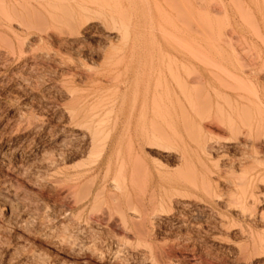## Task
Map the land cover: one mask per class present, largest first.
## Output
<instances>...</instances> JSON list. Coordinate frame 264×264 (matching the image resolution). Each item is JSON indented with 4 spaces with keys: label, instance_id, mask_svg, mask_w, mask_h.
Instances as JSON below:
<instances>
[{
    "label": "rangeland",
    "instance_id": "obj_1",
    "mask_svg": "<svg viewBox=\"0 0 264 264\" xmlns=\"http://www.w3.org/2000/svg\"><path fill=\"white\" fill-rule=\"evenodd\" d=\"M62 2L16 17L0 9V264H264L263 251L238 250L247 223L225 203L241 175L230 163L245 157L236 132L184 128L182 117L264 106V0ZM89 109L103 120L96 143L77 124ZM202 135L220 147L206 161L215 190L183 199L179 151Z\"/></svg>",
    "mask_w": 264,
    "mask_h": 264
},
{
    "label": "bare ground",
    "instance_id": "obj_2",
    "mask_svg": "<svg viewBox=\"0 0 264 264\" xmlns=\"http://www.w3.org/2000/svg\"><path fill=\"white\" fill-rule=\"evenodd\" d=\"M40 0H0V9L1 8H5L6 10L7 9H10L12 11H10L11 13L14 11L16 14L17 12H25V13H31L33 12L36 7H38V3ZM63 0H43V3L45 4L44 6L45 9L46 8H59V9H65L67 6L62 2ZM71 1V0H70ZM114 1V0H113ZM182 1H186V0H182ZM82 2V0H81ZM63 3V4H62ZM75 3V2H74ZM73 3V4H74ZM40 5L42 4L41 2L39 3ZM71 4V3H70ZM77 4V2H76ZM79 4V2H78ZM103 5V3H102ZM105 5V4H104ZM2 6V7H1ZM82 6V5H81ZM109 6V5H108ZM111 6V5H110ZM185 7V4L182 5ZM188 6V5H186ZM70 7V5H69ZM80 7V5L78 6ZM113 7V5H112ZM111 7V8H112ZM68 8V7H67ZM66 8V9H67ZM187 8V7H185ZM190 9V7H188ZM5 9H3L5 11ZM42 10V7L40 8ZM44 9V7H43ZM44 9V11H45ZM81 8H79L80 10ZM87 9V8H86ZM2 10V9H1ZM83 10V9H82ZM81 10V11H82ZM188 10V9H187ZM37 11V10H35ZM40 11V10H39ZM8 12V10L6 11ZM5 12V14H6ZM12 13L14 14L13 17H16L17 15L15 13ZM46 12V11H45ZM83 12V11H82ZM115 12V11H114ZM184 12V11H183ZM186 12V11H185ZM48 13V12H47ZM112 13V11H111ZM9 14V13H8ZM56 14V13H54ZM54 14H48L50 20H53L55 19V15ZM80 14V13H79ZM184 14V13H183ZM187 14H190L187 13ZM10 15V14H9ZM38 15V14H37ZM110 15V14H109ZM112 15V14H111ZM114 15V14H113ZM41 16V15H40ZM185 16V15H183ZM8 18V20H6V27H8L7 29H12L13 26L12 24L10 23L9 19H10V16L8 17V15L6 14V16ZM20 17V16H19ZM12 18V17H11ZM46 18V17H45ZM44 18V19H45ZM115 18V17H114ZM185 18V17H184ZM19 19V18H18ZM10 20H13L10 19ZM14 20L16 21V19L14 18ZM73 20V19H72ZM111 20V18H110ZM188 20V19H187ZM186 21V19H185ZM18 24L19 23H22L21 20L20 22H17ZM186 23H189L188 21ZM35 24V23H34ZM20 25V24H19ZM73 25V24H72ZM190 25V24H189ZM192 25V23H191ZM24 26V24H23ZM22 26V27H23ZM5 27V26H4ZM191 27V26H190ZM200 53V52H199ZM202 54V53H200ZM205 54V53H204ZM203 55V54H202ZM205 56V55H204ZM98 81V80H97ZM102 81V80H101ZM100 81V82H101ZM236 98V97H235ZM238 99V98H237ZM259 99V100H258ZM234 100V98H233ZM239 100V99H238ZM238 100H234L235 102H237ZM242 101V100H241ZM251 104H253L251 107H245L243 109H240V110H237V111H231V112H227L225 114H223L222 116H219L218 118H216L217 120L214 121V118L212 116H209V115H199V114H195V113H189V112H184L183 113V119L184 121L188 124L186 126H183L184 128L185 127H189L191 129L192 125L194 124L195 126L198 127V129H208L210 131V128L206 127V124L209 126L210 124H213L217 127H224L228 132H236V137L238 139V141L236 142V146L238 148L241 149V151H243L242 153H244L245 157L244 158H240L238 161L237 160H234V162H231L230 163V166L231 168H233V170L235 171H239L238 175H240L237 179L233 180H229L227 181L226 185H227V188H228V192H227V198L226 199V205L228 206V209L230 208L232 211H234L236 213L237 216H239L243 222H241L239 220V222H241V224L244 222L247 223V232H244L243 228L241 230V227L240 229H238V232L241 231L242 235H243V242L242 243H239L241 244L238 248L239 251L241 252H244V253H252L254 255H256V253L258 254H261V252L263 251L264 252V211H263V207L264 206V106L262 105V99H260L259 97L256 98L255 101L253 100H250ZM95 103V101H94ZM98 104V103H97ZM85 105V104H84ZM95 105V104H94ZM99 105V104H98ZM91 106V104H90ZM103 106V105H102ZM101 106V107H102ZM100 107V106H98ZM95 110H98L97 109V106L94 107ZM81 110V109H80ZM92 110V109H91ZM85 111V110H84ZM94 111V109L92 110ZM90 109L89 111H86V113L84 114H88L87 116L89 117L90 114H89ZM99 113V111H97ZM78 113V112H77ZM83 114V113H82ZM94 113L91 112V116L93 115ZM79 115V114H78ZM95 116L96 113L94 114ZM86 116V117H87ZM81 117V116H80ZM83 117V116H82ZM93 117V116H92ZM100 118V117H98ZM97 118V119H98ZM79 119V118H77ZM97 119L96 121L94 122V120L89 117L88 119H79L77 121V124L78 125V128L82 126V128H80L79 130H84L86 131L87 129V133H88V141L89 142H93L94 139H95V142H97V140L99 138H95V136L97 137L98 134H97ZM101 119V118H100ZM198 119V120H197ZM102 120V119H101ZM74 121V120H73ZM103 121V120H102ZM100 121V122H102ZM99 123V122H98ZM74 124V123H72ZM76 124V123H75ZM81 125V126H80ZM101 125V124H100ZM193 125V126H194ZM75 126V125H74ZM77 126V125H76ZM75 126V127H76ZM191 126V127H190ZM86 129H85V128ZM99 127V125H98ZM197 127L195 129H197ZM193 128V127H192ZM194 129V131H195ZM100 131H98V133L100 134ZM202 131V130H201ZM199 132V131H198ZM197 132V133H198ZM85 133V132H84ZM200 133V132H199ZM178 134V133H177ZM203 134H205V132H203ZM86 135V134H85ZM84 136V135H83ZM239 136L241 137H244V140H239ZM99 137V136H98ZM151 141L149 140L148 141V147H151V148H156L155 150L157 149H160L161 147V144L156 140V139H161V135L159 136L158 134L157 135H151ZM202 140L201 142H197V140L199 139V134L196 138L194 139L195 142L194 143V146L193 147H190L188 149L186 148H183L181 151H179V159H178V163L176 166H183L185 165V169L186 171L183 173V176L181 177V179L179 180V182L177 183L176 185V193L174 194H177L178 196H180L181 198H185V196H189L190 193H195V191H199L200 193H203L201 195H204L203 198H207L208 196L212 195V193H214V188H213V185L214 183L212 184V180H211V169L209 168L210 166L209 163L207 165V159H208V156H210L209 154L211 153V151H217L218 148L220 149V147H216L215 145H211L209 144V142L207 141H204L206 138H205V135L203 136L202 135ZM146 138H149V136H146ZM97 139V140H96ZM210 139V138H208ZM207 139V140H208ZM64 140V139H62ZM197 142V143H196ZM63 143V142H61ZM60 143V144H61ZM111 143V142H110ZM215 143V142H214ZM89 144V143H88ZM87 144V145H88ZM107 144V143H106ZM105 144V145H106ZM94 144H91L90 146H92ZM109 145V144H108ZM112 145V144H110ZM93 147V146H92ZM108 147V146H106ZM105 147V148H106ZM110 147V146H109ZM166 148V147H165ZM169 148V147H168ZM104 149V147H103ZM109 149V148H108ZM107 149V150H108ZM107 150H105L107 152ZM112 150V149H110ZM105 154L107 155L108 153ZM218 152V151H217ZM111 152L109 151V154ZM103 154V153H102ZM106 156V157H103V158H100L101 160L99 161V164H103V166L105 167L104 171L108 170L109 168V165H110V162H111V155L109 156ZM217 154V153H216ZM243 155V154H242ZM104 156V154H103ZM212 160V159H211ZM210 160V162H211ZM209 161V160H208ZM213 161V160H212ZM236 161V162H235ZM229 164V163H228ZM119 166V167H118ZM118 166L117 168L120 170L122 168V164L120 162H118ZM216 166V165H215ZM229 166V165H228ZM216 167H219V166H216ZM225 167V166H224ZM229 168V169H231ZM63 169V168H62ZM74 169V167H73ZM184 169V168H183ZM59 170V169H58ZM66 170V169H65ZM218 171L220 169H215V171ZM60 171V170H59ZM216 171V172H217ZM221 171V170H220ZM234 171V172H235ZM84 169L82 170H79V171H76V172H73L71 174H68L67 178L70 180L69 181V184H65L67 185V187L70 189H73L74 187H76L77 184H75L83 175H84ZM88 172V170H87ZM85 172V173H87ZM219 172V171H218ZM106 174L108 173L107 171L105 172ZM215 173V172H214ZM236 173V172H235ZM106 174H105V177H106ZM133 173H131V175L128 177V181L130 183H133V182H136V178L134 175H132ZM10 175V174H9ZM14 175H17V174H14ZM23 175V174H22ZM116 175V174H115ZM220 175V174H218ZM102 176V175H101ZM117 176L119 175H116L115 179L113 181H118L119 178H121V175L119 178H117ZM237 175H235L236 177ZM10 177V176H9ZM19 177V176H18ZM21 177V175H20ZM104 177V178H105ZM112 177V176H111ZM218 177V176H216ZM16 178V177H14ZM23 178V177H22ZM95 178V177H94ZM103 178V177H102ZM103 178V179H104ZM114 178V177H112ZM125 178V175L123 177V179ZM24 179V178H23ZM65 179V178H64ZM101 179V180H103ZM122 179V178H121ZM120 179V180H121ZM143 179V178H142ZM214 179V177H213ZM217 179V178H216ZM215 179V180H216ZM220 179V178H219ZM85 180L87 179H84L82 180L83 182H85ZM93 180V179H92ZM125 180V179H124ZM228 180V179H226ZM111 183L112 180H110ZM144 181V180H143ZM83 182H80V185L83 183ZM127 182V181H125ZM224 182H225V179H224ZM110 183V182H109ZM115 183V182H114ZM174 183V182H173ZM75 184V186L73 187V185ZM91 184V183H90ZM101 184V183H100ZM100 184H97L96 185V189L94 190V192H98L100 191V194H101V190H98L97 188H104V186L102 187V185ZM117 185L119 183H116ZM115 184V187L119 188L118 186H116ZM61 186L62 188L65 186ZM79 185V186H80ZM110 185V184H109ZM130 185V184H129ZM216 185V184H215ZM214 185V186H215ZM224 185V184H223ZM71 186L73 188H71ZM82 186V185H81ZM112 186V185H110ZM173 186V185H172ZM60 187V188H61ZM174 187V186H173ZM65 188V187H64ZM78 188V187H77ZM113 188V187H112ZM226 188V186H225ZM67 189V188H66ZM85 189H86V186H85ZM98 190V191H97ZM170 190V191H172ZM65 191V190H64ZM88 191V190H87ZM103 191V190H102ZM226 191V190H224ZM67 192V193H66ZM66 195L70 194L68 192V189L66 190ZM73 192V190L71 191ZM86 192V191H85ZM151 192V190H150ZM149 192V193H150ZM216 192V191H215ZM63 193V192H62ZM152 193V192H151ZM165 193V191L163 192ZM169 193V191L167 192ZM225 193V192H224ZM95 196L93 197H96L97 194L94 193ZM92 193V195H94ZM127 194H129L127 192ZM196 194V193H195ZM198 194V193H197ZM196 194V195H197ZM172 195H173V192H172ZM194 195V196H196ZM200 195V194H199ZM199 195H197V197H199ZM200 195V196H201ZM214 195V194H213ZM218 195V194H217ZM225 195V194H224ZM152 196V194L150 195ZM170 196V195H169ZM175 196V195H174ZM193 196V195H191ZM207 196V197H205ZM166 197V196H165ZM190 197V196H189ZM202 197V196H201ZM217 197V196H216ZM224 198V196H222ZM172 198V197H171ZM174 198V197H173ZM176 198V197H175ZM180 198V199H181ZM183 198V199H184ZM188 198V197H187ZM213 198V197H212ZM96 199V198H95ZM168 199V198H167ZM193 199V198H192ZM211 199V198H210ZM150 200V199H149ZM152 200V199H151ZM178 200H179V197H178ZM182 200V199H181ZM189 200V198L187 199ZM204 202H205V199H203ZM223 200V199H222ZM92 201V200H91ZM177 201V200H176ZM193 201V200H192ZM208 201V200H207ZM224 201V200H223ZM149 202V201H148ZM187 202V201H186ZM210 202V201H209ZM188 203V202H187ZM186 203V204H187ZM191 203V202H190ZM203 203V202H202ZM224 203V202H223ZM186 204H184L186 207H188ZM183 205V204H182ZM189 205V204H188ZM199 205V204H198ZM224 206V204H223ZM184 207V206H183ZM191 208V207H190ZM226 208V206H225ZM81 209H83L81 207ZM184 209V208H182ZM187 209V208H186ZM229 209V210H230ZM227 210V209H226ZM225 212V211H224ZM223 212V213H224ZM222 213V214H223ZM228 215V211L226 212ZM220 214V213H219ZM221 214V215H222ZM233 214V212H232ZM231 214V215H232ZM230 215V214H229ZM223 216V215H222ZM98 217V216H97ZM224 217V216H223ZM223 217L220 218V221H218L219 223V227L224 229V227H226V221L225 219H223ZM226 217V216H225ZM219 218V216L217 217ZM228 218V217H227ZM230 218V217H229ZM233 218V217H232ZM95 220V219H94ZM231 220V219H230ZM97 221V219H96ZM101 221V220H100ZM238 221V220H237ZM229 223V222H228ZM227 223V224H228ZM236 223V222H235ZM216 224V223H215ZM231 224V223H229ZM234 224V223H233ZM239 224V223H238ZM242 224V225H243ZM235 225V224H234ZM246 225V224H245ZM233 226V225H232ZM239 226V225H238ZM230 229V228H229ZM232 229V228H231ZM225 230V229H224ZM240 233V234H241ZM226 234V233H225ZM241 235V236H242ZM61 238V237H60ZM242 238V237H241ZM64 242V241H63ZM241 242V241H240ZM69 245V244H68ZM66 248V246H65ZM262 252V253H263ZM243 255V254H242ZM248 255V254H247ZM249 256V255H248Z\"/></svg>",
    "mask_w": 264,
    "mask_h": 264
}]
</instances>
